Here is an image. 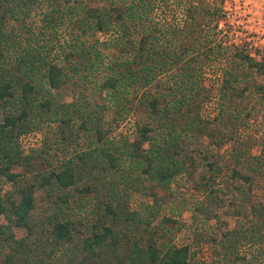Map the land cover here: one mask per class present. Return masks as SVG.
<instances>
[{"label": "trees", "instance_id": "trees-1", "mask_svg": "<svg viewBox=\"0 0 264 264\" xmlns=\"http://www.w3.org/2000/svg\"><path fill=\"white\" fill-rule=\"evenodd\" d=\"M174 2L177 7L171 8L181 9L183 19L161 23L154 15L158 0H0V109L5 112L0 186L14 185L0 198V215L7 220L0 231L5 241L15 243L3 264H191V248L176 244L171 229L162 227L172 222L181 229L179 221L162 214L170 206L165 196L180 180L202 196L194 210L205 221L217 222L222 234L213 241L224 257L231 260L234 254L228 243L236 233L225 217L262 231L264 201L254 183L264 175L263 157L244 163L242 152L223 162L218 155L203 154L198 142L201 136L220 144L219 118L202 116L206 100L200 87L204 61L217 60L224 110L246 112L264 151V51L258 60L246 48L214 43L212 36L219 33L207 19L218 20L223 11L208 8L210 1ZM101 35L113 39L102 41ZM100 71L101 83L94 80ZM79 75L99 93L113 90L122 102L133 97L135 105L127 109L123 102L117 113L142 112L133 142L109 139L101 99L94 109L59 103L54 91ZM253 94L249 108L246 99ZM52 117L54 122L60 118L62 135L78 125L96 140L89 150L34 171L33 155L22 151L19 140L41 131ZM153 124L163 126L165 135ZM14 167H24L30 178L23 181ZM121 181L129 191L152 197V218L132 210ZM38 190L46 193L50 208L42 218L34 214ZM78 196L81 204L87 201L85 216L70 204ZM13 228L25 236L17 239Z\"/></svg>", "mask_w": 264, "mask_h": 264}, {"label": "rangeland", "instance_id": "rangeland-1", "mask_svg": "<svg viewBox=\"0 0 264 264\" xmlns=\"http://www.w3.org/2000/svg\"><path fill=\"white\" fill-rule=\"evenodd\" d=\"M197 3L198 0H193ZM208 8L212 10L220 8V19L208 18L211 29H216L217 36H212L215 39L214 43L221 44L223 47L234 48H246L248 52L255 58L260 60L264 51V0H208ZM183 3V2H182ZM93 4V3H92ZM177 3L174 0L166 1L158 0L157 10L155 11V17L161 21V23L171 22V18L180 21L183 19V13L181 9L176 12ZM98 3L94 2V6ZM176 12V13H175ZM26 37V36H25ZM102 41H108L113 39L112 36L101 35ZM168 41L165 45L169 44L168 36L162 41ZM21 42L25 43L23 36ZM233 48V49H234ZM215 61H204V70L201 77L200 87L203 89L205 97V104L202 109V116L205 120L213 121L216 117L219 120L216 123L217 126V138L220 142L219 146L208 140L206 137L199 136L198 145L203 151V154H208L211 157L216 158L214 155L222 157V161L231 158H235L240 153H244L245 157L242 158L243 162L249 161L254 164L255 157L261 155L264 161V151H262V144L257 132L253 127L248 124L246 112H242L241 117L240 109L233 108L231 111L224 110L223 100L219 92L221 68ZM104 71L97 72L94 80L101 83L104 80ZM81 75L76 76L73 80L69 81L67 85L54 91V95L65 106H69L72 103L73 108H81L88 105H92L94 109L96 106L95 100L104 104L103 108L106 111L104 116L105 126L109 127L111 133H109V139L113 142L124 141L126 137L130 141L136 139L135 127L138 118H142V112L134 114L133 111L123 112L121 115L117 114L119 108L121 109V103L126 106L127 109L133 107V97L129 98V101H123V98H117L113 90H108L104 93H99L95 87L85 86L82 81ZM162 80H167V77H161ZM181 84V80H178ZM185 81V79H184ZM84 84V85H83ZM111 93L114 96H111ZM116 97V98H114ZM120 100V101H119ZM256 98L253 95H248L246 99L247 105L251 106ZM119 101V102H118ZM138 103V101H136ZM69 108V109H70ZM239 110V112H238ZM228 112H231L229 114ZM5 112L0 109V120L4 116ZM61 116V115H60ZM53 118V117H52ZM60 118L51 123H45L41 131L34 130L21 137L20 146L25 154L33 155L31 160L33 169L47 170L52 166L57 165L61 161L68 160L76 153L87 151L90 149L91 144L95 143L96 138L93 137V133H87L80 129L77 125L69 126L65 134H61L59 128ZM156 127L157 132L165 135V128L158 124H153ZM146 148L148 145L145 146ZM221 159V158H218ZM232 167L234 163L231 162ZM32 169V170H33ZM13 173L23 175V181H27L30 178V174L26 172L24 167H14ZM219 183L223 182V177L219 179ZM121 190L125 194V198L129 201L130 206L133 209H138L144 217H151L149 211H153V200L150 195L138 193L136 190L129 191L125 184L121 181ZM257 186L256 193L260 200L264 201V175L255 181ZM12 183L3 182L0 186V198L4 199L6 193L14 190ZM129 193V195H127ZM166 201L170 204L162 214L166 217H170L173 221H179L180 230L176 229L175 223H167L163 228L171 229L168 232L175 235L173 237L176 244L179 246H189L191 248V264H264V227L262 231H259L257 227H251L250 223H247L243 227L240 223V219H236L232 216H227L224 221L227 223L230 231H234L230 242L228 243V251L232 248L235 249L231 260L228 257H224L226 252L221 250V247L213 241L214 238H219L222 234L216 221H205L204 217L197 213V209L194 206L196 201H200L202 196L197 191H192V186L185 180H180L173 184L172 192L167 194ZM71 201V206L75 211H79L80 208L83 216L89 213L87 201L80 203L81 198L76 197ZM36 207L34 214L37 218H42L50 212L47 195L43 190H38L35 194ZM196 209V210H194ZM80 212V211H79ZM169 218V219H170ZM158 221L154 224L157 225ZM7 225V220L4 216L0 215V227ZM255 229L257 232H255ZM17 239L25 236V232L13 228ZM244 236H243V235ZM254 235V239L251 236ZM236 242L233 246L230 243ZM15 246L14 241L7 242L4 239L0 231V264H3L6 256L12 252V247ZM236 257V258H235Z\"/></svg>", "mask_w": 264, "mask_h": 264}]
</instances>
